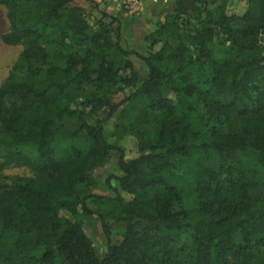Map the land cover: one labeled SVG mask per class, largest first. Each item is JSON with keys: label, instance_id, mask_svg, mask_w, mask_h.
<instances>
[{"label": "trees", "instance_id": "1", "mask_svg": "<svg viewBox=\"0 0 264 264\" xmlns=\"http://www.w3.org/2000/svg\"><path fill=\"white\" fill-rule=\"evenodd\" d=\"M199 1L195 31L189 15L169 13L150 48L157 33L174 40L142 54L93 30L72 0H0L2 40L24 47L0 87V171L19 161L36 173L0 184V264H264V0ZM114 50L144 61L147 76L128 60L120 77ZM120 83L133 91L115 102ZM122 106L156 122L130 158L105 135ZM112 152L122 174L106 182L122 212L109 222L87 203L105 196L80 189ZM80 212L98 214L103 257Z\"/></svg>", "mask_w": 264, "mask_h": 264}, {"label": "rangeland", "instance_id": "2", "mask_svg": "<svg viewBox=\"0 0 264 264\" xmlns=\"http://www.w3.org/2000/svg\"><path fill=\"white\" fill-rule=\"evenodd\" d=\"M241 3V0H236ZM72 6L82 9L88 23L93 30L106 32L113 41L120 40L124 48L135 50L142 54L149 51H156L162 47L165 39L174 40L170 37L168 31L157 33L159 41L154 47H151L150 34L159 28V24L166 20L169 13L177 12L182 15H189L192 19V27L187 30L195 31L198 28L199 20L197 15L202 3L199 0H72ZM10 30V23L7 17L5 6L0 4V87L9 76L13 65L19 58L24 49L23 44L9 45L2 40V35ZM178 31H184L185 28L177 27ZM117 33L120 39H117ZM264 47V35L262 36ZM110 62L118 71L120 77H128L131 69L126 65V61L132 63V67L138 72L141 78L148 74V67L144 61L135 54L123 56L116 50L109 55ZM133 91L132 88L120 83L119 86L111 90L112 98L115 102L121 101ZM172 96V94H170ZM74 107L90 111V106L85 103L83 98H79L74 103ZM180 111H185V106L179 107ZM108 110L103 109L99 116H107ZM105 135L108 140L118 143L126 152L127 158L134 157L138 153V140L140 136H147L153 133L156 122L151 119L145 123L143 119L137 118V113L131 107L122 106L119 110L105 122ZM80 145H89V141L80 139ZM118 153L112 152L94 171L96 183L89 187H82L83 194H98L105 197L97 201L94 197L87 200L88 206L93 210H102L107 215V221L114 219L113 215L121 213L114 206L113 200L116 193L109 187L106 178L109 175L122 174L118 166ZM247 162L251 159L248 155L241 157ZM36 173L27 163L11 161L0 171V184H12L21 179L35 177ZM111 182L118 185L112 178ZM124 193V192H123ZM113 213V215H112ZM78 219L83 223L84 229L93 241L96 253L103 257L107 251L108 238L103 230L101 220L96 213L80 212ZM111 241L119 243L123 239L124 230L122 227L114 225L111 229Z\"/></svg>", "mask_w": 264, "mask_h": 264}]
</instances>
